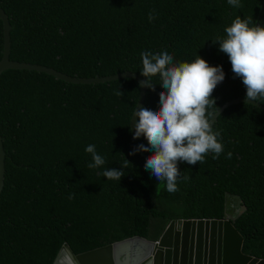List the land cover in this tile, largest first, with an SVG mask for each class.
Wrapping results in <instances>:
<instances>
[{
	"label": "trees",
	"instance_id": "obj_1",
	"mask_svg": "<svg viewBox=\"0 0 264 264\" xmlns=\"http://www.w3.org/2000/svg\"><path fill=\"white\" fill-rule=\"evenodd\" d=\"M240 3L236 9L228 0H0V8L10 19L11 60L93 78L142 76L143 51H168L173 63L199 55L225 73L212 94L220 109L246 98V88L212 41L225 38L237 16L250 26L264 24V0ZM150 12L156 16L151 22ZM3 50L0 18V61ZM151 80L155 89L147 88L143 107L158 109L165 89L158 75ZM140 91L132 78L86 85L36 71L3 72L7 180L0 264H53L65 244L78 255L134 236L155 241L173 220L223 219L232 198L242 207L234 226L244 238L243 253L264 260V110L246 102L228 106L213 123L220 157L179 163V190L169 193L166 181L144 167L152 151L132 154L147 143L132 139ZM89 144L105 159L103 167H88ZM108 168H122L120 182L101 175Z\"/></svg>",
	"mask_w": 264,
	"mask_h": 264
},
{
	"label": "clouds",
	"instance_id": "obj_2",
	"mask_svg": "<svg viewBox=\"0 0 264 264\" xmlns=\"http://www.w3.org/2000/svg\"><path fill=\"white\" fill-rule=\"evenodd\" d=\"M228 4L236 9L242 7L240 0H228ZM155 18L154 12H150L149 22ZM251 23V20L237 16L225 28L226 37L212 42L219 43V50L228 56L234 76L242 80L246 103H264V26H250ZM141 59L143 68L140 73L146 79L140 86L154 90L156 83L151 78L158 75L159 84L165 91L159 93L158 109L136 106L133 117L138 119L134 122L132 139L143 135L147 143L137 145L132 154L152 151L145 161V169L157 181H166V191L174 193L179 190L178 180L181 179L179 163L195 165L203 163L210 153L213 159H218L223 152L220 132L213 130V118L217 117L219 108L212 94L225 79V73L222 66H210L199 55L190 63H173L174 58L168 51H143ZM117 94L123 95L120 91ZM85 151L92 158L89 168L105 165V159L97 153L95 145H87ZM227 156L230 159L232 153ZM101 175L107 180L120 182L124 172L122 168H108ZM182 179L187 181L190 177L184 175ZM72 198L70 195L69 199Z\"/></svg>",
	"mask_w": 264,
	"mask_h": 264
},
{
	"label": "water",
	"instance_id": "obj_3",
	"mask_svg": "<svg viewBox=\"0 0 264 264\" xmlns=\"http://www.w3.org/2000/svg\"><path fill=\"white\" fill-rule=\"evenodd\" d=\"M0 18L4 26V50L0 61V76L8 70H28L47 73L58 80L74 84H100L126 78L135 79L140 84L145 80L134 72H122L106 77L75 78L45 65L11 60L10 19L2 8H0ZM256 26L260 27L261 24L258 23ZM140 88L138 108L143 107L147 92V87L140 86ZM241 102H246V98L233 99L224 104L219 109L217 117L213 118V123L228 106ZM247 103L264 110V106L257 101ZM132 118L133 138L134 122L138 118ZM140 138L147 142L143 135ZM6 160L7 152L0 130V201L7 180ZM232 220L229 218L173 220L155 241L134 236L78 255H75L69 245L65 244L53 264H61L59 260L64 252L68 253L72 264H264V260L243 253L244 238Z\"/></svg>",
	"mask_w": 264,
	"mask_h": 264
},
{
	"label": "rangeland",
	"instance_id": "obj_4",
	"mask_svg": "<svg viewBox=\"0 0 264 264\" xmlns=\"http://www.w3.org/2000/svg\"><path fill=\"white\" fill-rule=\"evenodd\" d=\"M232 199L233 200H228V214H232L233 216H236L238 213L242 211V207L237 199L235 198Z\"/></svg>",
	"mask_w": 264,
	"mask_h": 264
},
{
	"label": "bare ground",
	"instance_id": "obj_5",
	"mask_svg": "<svg viewBox=\"0 0 264 264\" xmlns=\"http://www.w3.org/2000/svg\"><path fill=\"white\" fill-rule=\"evenodd\" d=\"M59 262L61 264H72L69 256H68V253L64 252L59 260Z\"/></svg>",
	"mask_w": 264,
	"mask_h": 264
},
{
	"label": "flooded vegetation",
	"instance_id": "obj_6",
	"mask_svg": "<svg viewBox=\"0 0 264 264\" xmlns=\"http://www.w3.org/2000/svg\"><path fill=\"white\" fill-rule=\"evenodd\" d=\"M261 26H264V24H262ZM229 218V220H232V219H235V216H233L232 214H228V215H226L225 217H224V219H228ZM233 221V224H234V220H232Z\"/></svg>",
	"mask_w": 264,
	"mask_h": 264
}]
</instances>
